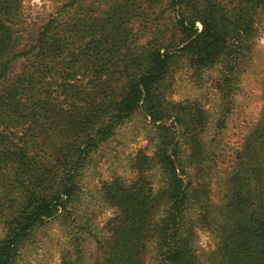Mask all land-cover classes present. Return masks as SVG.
I'll list each match as a JSON object with an SVG mask.
<instances>
[{
    "label": "trees",
    "instance_id": "1",
    "mask_svg": "<svg viewBox=\"0 0 264 264\" xmlns=\"http://www.w3.org/2000/svg\"><path fill=\"white\" fill-rule=\"evenodd\" d=\"M19 1L0 0V179L7 182L1 183V204L9 211L1 214L9 229L0 239V264H10L28 232L63 212L75 194L82 160L126 116L142 108L153 120L160 117L156 84L174 59L183 57L195 70L218 61L225 67L237 62L249 48L252 23L264 6V0H167L157 9L167 11L166 18H151L141 26L138 22L133 31L125 16L139 17L143 3L152 7L155 0H113L109 25H97V39L82 40L70 23L56 29L54 18L22 43ZM107 34L113 39L104 48ZM74 37L81 42L78 51L67 50L61 57L68 44H75ZM139 37L144 38L140 43ZM17 61L19 73L8 78ZM161 157L170 163L169 182L154 194L153 214L139 190L113 194L120 215L105 244L103 264H201L186 213L193 205L200 209L204 193L190 189V180L184 181L168 153ZM261 167L254 171L256 197L241 189L233 192L232 186L243 180L234 178L230 196L218 208L224 223L209 264H264ZM148 238L153 247L149 256Z\"/></svg>",
    "mask_w": 264,
    "mask_h": 264
},
{
    "label": "rangeland",
    "instance_id": "2",
    "mask_svg": "<svg viewBox=\"0 0 264 264\" xmlns=\"http://www.w3.org/2000/svg\"><path fill=\"white\" fill-rule=\"evenodd\" d=\"M71 1L20 0L17 28L22 29L18 33L22 43L29 42L30 33L54 18L57 20L52 26L56 25V29L57 25L67 29L70 23L80 30L78 37L82 40L97 39V25L101 22L109 25L115 2ZM166 2L155 0L152 7L143 3L140 16H125L129 19L125 25L134 31L138 22L141 26L151 18H166L167 11L157 12ZM252 27L249 48L228 67L218 61L195 70L183 57L174 59L165 77L156 84L160 117L153 120L142 108H137L106 140L91 149L80 164L75 194L63 212L28 232L18 242L10 264H103L105 244L120 215L113 194L139 190L147 197L153 214L152 198L159 190L163 192L169 182L166 166L170 163L161 157L164 153L182 171L184 181L190 180V189L204 193L200 209L193 205L186 213V228L201 264L211 263L210 252L218 248L224 223L218 208L230 196L234 178L243 180H237L233 192L241 189L255 196L258 179L254 171L261 170L264 164V6L256 14ZM106 38L104 48L113 39L109 34ZM143 40L139 37L137 42ZM80 43L76 40L74 45L68 44L61 57L67 50L76 53ZM77 66L81 64L77 62ZM226 68L228 78L224 77ZM19 71L20 62H13L8 78ZM55 141L57 146L62 145L60 138ZM5 182L0 179V239L9 229L1 215L9 212L1 204L4 201L1 183ZM145 243L150 244L149 238ZM152 250L149 245L148 256Z\"/></svg>",
    "mask_w": 264,
    "mask_h": 264
}]
</instances>
